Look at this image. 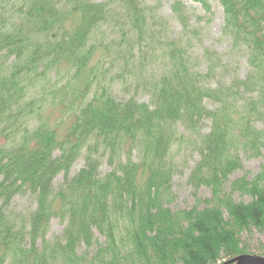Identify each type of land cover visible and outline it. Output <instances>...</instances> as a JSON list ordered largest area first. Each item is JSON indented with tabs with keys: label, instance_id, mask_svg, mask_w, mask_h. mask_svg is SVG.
Here are the masks:
<instances>
[{
	"label": "trees",
	"instance_id": "obj_1",
	"mask_svg": "<svg viewBox=\"0 0 264 264\" xmlns=\"http://www.w3.org/2000/svg\"><path fill=\"white\" fill-rule=\"evenodd\" d=\"M217 1L222 34L245 49L250 70L212 88L145 0H0V264H222L246 254L239 234L264 231V165L230 193L224 186L242 170L240 152L264 148V0ZM172 11L185 29V7ZM104 25L120 36L97 40ZM155 45L167 67L141 86L149 102L119 100L106 66L135 56L143 71V49ZM179 129L199 154L189 183L211 191L202 210L168 208ZM27 193L35 209H12ZM54 219L64 228L49 239Z\"/></svg>",
	"mask_w": 264,
	"mask_h": 264
},
{
	"label": "rangeland",
	"instance_id": "obj_2",
	"mask_svg": "<svg viewBox=\"0 0 264 264\" xmlns=\"http://www.w3.org/2000/svg\"><path fill=\"white\" fill-rule=\"evenodd\" d=\"M98 3H106L108 0H92ZM180 2L185 7V13L188 17V26L183 29L179 20L172 11V5ZM210 10L205 11L199 3L191 0H145L148 7L154 8L155 14L166 21V30L162 32L163 37L168 40H181L188 48L192 65L195 71L202 74L209 73L208 86L215 88L218 83L229 84L233 79H244L249 72L245 49H237L232 46L231 39L222 34L223 11L217 0H207ZM111 25V24H109ZM96 39L102 42L110 43L113 39L120 36L117 28H108L103 26L96 31ZM157 45L153 48H144L146 55H142V65L137 70V64L133 56L117 59L113 66H106L107 85L112 84V91L119 100L134 96L139 102H149V97L145 91H142V85L146 82L157 79L164 71L163 59L160 52L157 51ZM159 48V47H158ZM153 51H156L153 53ZM217 54V59L215 60ZM212 58V61H211ZM138 61V59H136ZM118 62V63H117ZM127 64V67L124 65ZM243 100H248L249 96H243ZM206 107L215 108L214 104L206 101ZM258 129L263 128L262 122H256ZM210 122H206L203 127V133H208ZM183 139L174 146L172 155L176 164V173L172 179L171 192L174 196L173 201L168 204V208L173 211L198 210L210 207L205 201L211 200V191L209 188L201 186L197 189L189 183V176L196 162L199 160V154L196 150L195 138L179 129ZM239 158L242 161V170L235 172L225 184V192L230 193V183L236 179L246 176L249 180L258 173L261 166L264 165V148L258 157H250L240 152ZM84 165L83 159L77 160L70 171L71 177L74 176ZM108 171V167L103 165L101 172ZM63 182L62 175L58 176L54 182L57 187ZM232 199L235 202H250L251 198L240 193H233ZM34 198L30 194L17 196L11 208L21 212L29 213L35 209ZM225 219H228L224 212ZM64 224L54 219L50 222L48 238L61 235ZM98 236V234H96ZM241 246L246 251L244 255L263 256L264 231L260 232L254 228L249 231H243L239 234Z\"/></svg>",
	"mask_w": 264,
	"mask_h": 264
},
{
	"label": "water",
	"instance_id": "obj_3",
	"mask_svg": "<svg viewBox=\"0 0 264 264\" xmlns=\"http://www.w3.org/2000/svg\"><path fill=\"white\" fill-rule=\"evenodd\" d=\"M222 264H264V257L254 255H240L230 260L224 261Z\"/></svg>",
	"mask_w": 264,
	"mask_h": 264
}]
</instances>
